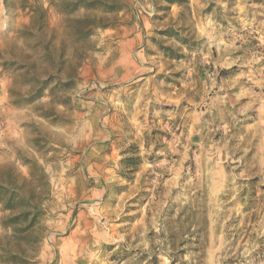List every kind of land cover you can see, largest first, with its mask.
I'll return each mask as SVG.
<instances>
[{
    "label": "rangeland",
    "instance_id": "rangeland-1",
    "mask_svg": "<svg viewBox=\"0 0 264 264\" xmlns=\"http://www.w3.org/2000/svg\"><path fill=\"white\" fill-rule=\"evenodd\" d=\"M0 264H264V0H0Z\"/></svg>",
    "mask_w": 264,
    "mask_h": 264
}]
</instances>
